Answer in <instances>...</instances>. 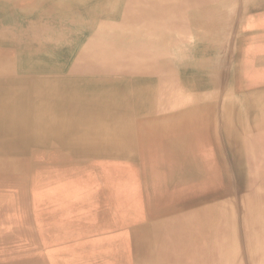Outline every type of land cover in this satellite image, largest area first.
<instances>
[{
  "label": "bare ground",
  "instance_id": "bare-ground-1",
  "mask_svg": "<svg viewBox=\"0 0 264 264\" xmlns=\"http://www.w3.org/2000/svg\"><path fill=\"white\" fill-rule=\"evenodd\" d=\"M262 23L264 0H0V264H264ZM236 37L257 71L224 68Z\"/></svg>",
  "mask_w": 264,
  "mask_h": 264
},
{
  "label": "rangeland",
  "instance_id": "rangeland-1",
  "mask_svg": "<svg viewBox=\"0 0 264 264\" xmlns=\"http://www.w3.org/2000/svg\"><path fill=\"white\" fill-rule=\"evenodd\" d=\"M244 23H245V28L244 29H245V31H248L249 30V25H252V20L246 19L244 21ZM244 23L239 25V27H237V24L235 25L236 26L235 29L237 30L236 33H238V31L240 29L244 30L243 29V24ZM262 26H264L263 23L261 24V27ZM237 39H239V37H236L235 40H234V43L236 44V48L238 49V53L236 54L237 57H236V59H234L233 56L235 55V53H234L233 49H228L227 56L225 57L226 61L224 63V68L229 70L234 65V61H235V65H238V66L240 65L242 67L241 71L243 73H247L248 74V73H251L252 71H257L256 69H258L257 68L258 66L255 65V60H252V62H251L250 57H252V56H262V55L261 54L254 55V54H252L250 52H247L246 49L243 46H241V47H243V49L240 51L239 50V47H240L239 40H237ZM61 50H59V52H61V54H62L63 50L62 51Z\"/></svg>",
  "mask_w": 264,
  "mask_h": 264
}]
</instances>
